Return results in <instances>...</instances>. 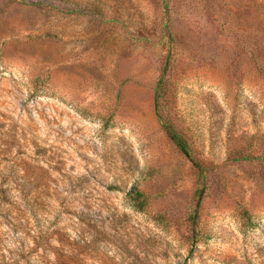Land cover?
Instances as JSON below:
<instances>
[{
	"label": "rangeland",
	"instance_id": "1",
	"mask_svg": "<svg viewBox=\"0 0 264 264\" xmlns=\"http://www.w3.org/2000/svg\"><path fill=\"white\" fill-rule=\"evenodd\" d=\"M0 264H264V0H0Z\"/></svg>",
	"mask_w": 264,
	"mask_h": 264
},
{
	"label": "trees",
	"instance_id": "2",
	"mask_svg": "<svg viewBox=\"0 0 264 264\" xmlns=\"http://www.w3.org/2000/svg\"><path fill=\"white\" fill-rule=\"evenodd\" d=\"M165 91V83L162 81H159L158 86L156 88V107L159 106V100L163 97V93ZM164 129L167 133V135L169 136L170 140L175 144V146L178 148V150L186 157L188 158L192 163H194L193 160V155H192V151L190 148V144L187 140V138L185 137V135L182 132H179L177 130V128L172 124V123H166L164 124ZM198 170H199V184L200 183H204V172L203 169L201 168L200 165L196 164ZM204 188H199L197 190V210L195 211V213L190 216L189 218V223L190 226L192 227V231L194 232L193 234L197 236V233H195L196 229L195 227L198 225L199 222V214H198V209L201 205V201L203 199V195H204ZM129 199L132 203V205L134 206L135 209H137L138 211H143L147 205H148V198L146 196V194L144 192H142L137 186H134L132 188V190L129 192L128 194Z\"/></svg>",
	"mask_w": 264,
	"mask_h": 264
}]
</instances>
